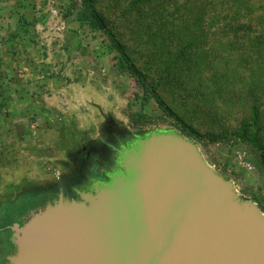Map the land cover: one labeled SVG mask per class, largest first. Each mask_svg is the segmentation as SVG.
Returning a JSON list of instances; mask_svg holds the SVG:
<instances>
[{"label": "rangeland", "instance_id": "obj_1", "mask_svg": "<svg viewBox=\"0 0 264 264\" xmlns=\"http://www.w3.org/2000/svg\"><path fill=\"white\" fill-rule=\"evenodd\" d=\"M130 1L86 0L94 16L101 20L103 15L110 30L104 31L79 23L81 0H0L3 227L11 226L15 213L34 203L40 190L64 186V177L73 182L91 151L157 131H173L193 141L207 164L232 182L239 199L255 203L264 215V112L262 120L251 118L252 104L264 111V72L258 69L263 78L255 79L248 63L226 44L206 55L199 70L190 65L182 74L188 84L208 81L201 96L177 91L175 80L157 86V73H145L138 82L116 67L122 52L115 41L126 45L136 67L149 61L136 53L130 33L123 38L114 31L129 27L121 13ZM171 1L181 7V15L186 11L182 5L191 4L208 17L205 22L211 27L222 24L223 14L238 6L228 0ZM262 1L250 0L242 12L264 14ZM250 50L243 59L260 60ZM255 82L258 90L253 89ZM103 95L114 98V107L101 103ZM156 97L177 119L162 112ZM10 237L9 230L0 231V264L11 251Z\"/></svg>", "mask_w": 264, "mask_h": 264}, {"label": "water", "instance_id": "obj_2", "mask_svg": "<svg viewBox=\"0 0 264 264\" xmlns=\"http://www.w3.org/2000/svg\"><path fill=\"white\" fill-rule=\"evenodd\" d=\"M116 164L79 200L59 195L8 227L6 264H264V215L193 141L135 136Z\"/></svg>", "mask_w": 264, "mask_h": 264}, {"label": "trees", "instance_id": "obj_3", "mask_svg": "<svg viewBox=\"0 0 264 264\" xmlns=\"http://www.w3.org/2000/svg\"><path fill=\"white\" fill-rule=\"evenodd\" d=\"M228 1L238 6L230 7L223 14L220 18L222 24L217 22L211 27L205 22L208 17L205 18L197 8L187 2L182 5L186 11L181 15V7H174L171 0H131L130 7L121 13V19L127 20L129 27L114 28V31L118 37L123 38L127 37L125 32L130 33L132 39L137 42L136 53L145 56V59L149 61L145 63V66L136 67L134 62L129 61L126 45L115 41L122 52L121 57L116 58L117 69L128 71L131 76L138 78V82L146 77L145 73H157V78L160 80L157 86L162 87V84L168 85L170 81L175 80L174 89L177 91L182 93L197 91L201 96V91L206 89L208 81H205L206 85L204 81L188 84L187 77L182 74L188 72L190 65L191 68L199 70L202 59L206 55H212L216 49L220 52L227 44L228 47L230 46L229 49H232L230 53L233 52L240 61L248 63L249 72H252L255 79L263 78L257 72L258 69L264 72V14L255 15L253 11L242 12L244 7L250 5V0ZM81 2L84 10L77 14L79 23L88 25L93 30L110 31L104 24L103 15L101 20L98 19L88 10L89 8H86V0ZM198 8L202 7L199 5ZM256 26L260 29L257 30ZM250 48L253 49V52L250 50V54L254 57L257 55L256 58L260 60L243 59ZM154 63L159 64L160 68H156ZM169 67H172L174 72L170 73ZM192 73L197 75L195 69ZM257 83L253 84L254 90L258 87ZM260 85L264 87V82ZM148 101L149 99L145 98V102ZM155 101L166 116L177 119L175 114L164 106L160 98L156 97ZM263 112L261 105H251V118L255 122L262 120Z\"/></svg>", "mask_w": 264, "mask_h": 264}, {"label": "flooded vegetation", "instance_id": "obj_4", "mask_svg": "<svg viewBox=\"0 0 264 264\" xmlns=\"http://www.w3.org/2000/svg\"><path fill=\"white\" fill-rule=\"evenodd\" d=\"M115 142L114 140L113 146L108 145L106 150L102 149L97 152L91 151L88 153L87 160L86 162L84 161V165H82L83 168L80 175L77 176L73 182L70 181V178L64 177L62 180L64 186L40 190V192L35 195L38 199L34 203L26 206L22 211L15 213L16 215L10 220L11 226L14 224H22L31 212L48 203H52L59 195L70 200H79V194L88 192L92 183L104 180L117 168L116 151L121 146V143ZM0 227V231L9 230V228H5L2 225H0ZM12 251L13 249L11 246L9 255H11ZM8 256H6V262ZM5 261L2 263L5 264Z\"/></svg>", "mask_w": 264, "mask_h": 264}, {"label": "crops", "instance_id": "obj_5", "mask_svg": "<svg viewBox=\"0 0 264 264\" xmlns=\"http://www.w3.org/2000/svg\"><path fill=\"white\" fill-rule=\"evenodd\" d=\"M101 103L103 105H108L110 107H114L113 106L114 105V98H109V97L103 95V96H101ZM5 260H6V258H5ZM5 264H6V261H5Z\"/></svg>", "mask_w": 264, "mask_h": 264}]
</instances>
